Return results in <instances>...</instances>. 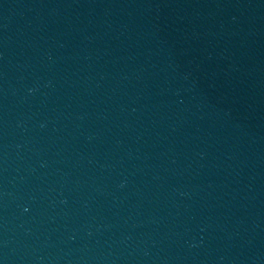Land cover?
<instances>
[{
	"label": "water",
	"instance_id": "obj_1",
	"mask_svg": "<svg viewBox=\"0 0 264 264\" xmlns=\"http://www.w3.org/2000/svg\"><path fill=\"white\" fill-rule=\"evenodd\" d=\"M0 264H264V0H0Z\"/></svg>",
	"mask_w": 264,
	"mask_h": 264
}]
</instances>
